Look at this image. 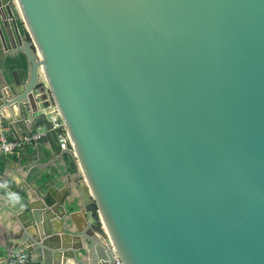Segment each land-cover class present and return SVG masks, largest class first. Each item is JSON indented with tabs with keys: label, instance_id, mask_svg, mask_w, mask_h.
<instances>
[{
	"label": "water",
	"instance_id": "obj_1",
	"mask_svg": "<svg viewBox=\"0 0 264 264\" xmlns=\"http://www.w3.org/2000/svg\"><path fill=\"white\" fill-rule=\"evenodd\" d=\"M39 67L74 203L45 179L73 158ZM0 121L25 160L0 264H111L106 237L123 264H264V0H0Z\"/></svg>",
	"mask_w": 264,
	"mask_h": 264
},
{
	"label": "crops",
	"instance_id": "obj_2",
	"mask_svg": "<svg viewBox=\"0 0 264 264\" xmlns=\"http://www.w3.org/2000/svg\"><path fill=\"white\" fill-rule=\"evenodd\" d=\"M14 57H16V63L21 66V68H25L27 66L25 58H21V54H14ZM51 103V99L48 95L44 96V105L42 108V112L46 111L48 106ZM39 131V130H38ZM10 134V133H8ZM11 137V136H10ZM12 138V137H11ZM21 148L16 150L10 155H7L3 157L0 160V182H3L7 178V187L11 184L12 181L10 179V176L13 175L14 169H18L20 167V164L25 162L23 159L24 156L22 155ZM50 174L47 175L45 179L50 180L49 181V188L52 191L53 197L55 199H61L62 196L64 198L73 199V203L75 201V198L77 196V188L80 183H77V174L75 170V164L74 162L70 161L66 155H62L60 159L55 160L54 162L50 163ZM3 188L0 183V192H10V188ZM72 203V207H73ZM73 209H68V211H71ZM81 218V217H80ZM79 219V218H78ZM77 221V218L75 219ZM81 221V219L79 220ZM9 229V223L5 222V218L2 217L0 214V246L5 243L8 236V230ZM73 227L71 228V230ZM83 247L86 249L85 244L82 241ZM101 247L100 245H94L90 246V248L87 249V255L82 257L86 258V260L90 261L93 258H95V255L100 254ZM2 255V249L0 248V256ZM71 264V263H69Z\"/></svg>",
	"mask_w": 264,
	"mask_h": 264
},
{
	"label": "built area",
	"instance_id": "obj_3",
	"mask_svg": "<svg viewBox=\"0 0 264 264\" xmlns=\"http://www.w3.org/2000/svg\"><path fill=\"white\" fill-rule=\"evenodd\" d=\"M11 1L14 2V0H11ZM14 8H15L14 10L17 13H19L17 8H16L15 3H14ZM35 57L38 60V56L35 55ZM36 75H37V78L40 80V82H42V84L44 85V88L47 92L46 95L49 96L47 85H46V82L44 80L41 67L36 69ZM49 98H50V96H49ZM44 113L46 114L47 119L49 120L50 130L55 132L56 139H57L60 150L70 151V153L72 155L73 162L75 164L76 174H77V183L79 182V183L85 184L84 175H83L81 168L77 162V159L73 153V149H70V150L66 149V144H69L70 146H72V145H71L69 136L66 132L65 125L61 119V116H60L57 108L52 103V101H51L50 105L48 106V108L46 109V111H44ZM57 130H61L59 134H56ZM42 134L43 133L41 131H36L35 133H33L31 139L38 142L39 139L41 138ZM28 141H29V139H25L24 142H28ZM22 144L23 143L16 141L9 136L8 131L2 127V124L0 121V160L3 157L10 155L13 152H15L16 150H18L19 148H21ZM102 242L104 244L105 250L110 253L111 264H123V261L121 260L115 246H113V244L108 240V238L106 237ZM8 264H32V263L29 260L28 255L25 252V250L17 246L11 250L9 258H8Z\"/></svg>",
	"mask_w": 264,
	"mask_h": 264
},
{
	"label": "trees",
	"instance_id": "obj_4",
	"mask_svg": "<svg viewBox=\"0 0 264 264\" xmlns=\"http://www.w3.org/2000/svg\"><path fill=\"white\" fill-rule=\"evenodd\" d=\"M14 16H15V21H16V24H17V27H18V30L21 34V36L25 37L26 39H28V36L24 30V26H23V23L21 22V20L18 18V13L14 10ZM21 58H24L23 55H21Z\"/></svg>",
	"mask_w": 264,
	"mask_h": 264
},
{
	"label": "rangeland",
	"instance_id": "obj_5",
	"mask_svg": "<svg viewBox=\"0 0 264 264\" xmlns=\"http://www.w3.org/2000/svg\"><path fill=\"white\" fill-rule=\"evenodd\" d=\"M18 18L21 20V22H22V19H21V17H20V15H19V13H18ZM23 23V22H22ZM23 26H24V24H23ZM25 30V29H24ZM26 32V31H25Z\"/></svg>",
	"mask_w": 264,
	"mask_h": 264
},
{
	"label": "bare ground",
	"instance_id": "obj_6",
	"mask_svg": "<svg viewBox=\"0 0 264 264\" xmlns=\"http://www.w3.org/2000/svg\"><path fill=\"white\" fill-rule=\"evenodd\" d=\"M108 240H109V238H108ZM110 241V240H109ZM111 242V241H110Z\"/></svg>",
	"mask_w": 264,
	"mask_h": 264
}]
</instances>
